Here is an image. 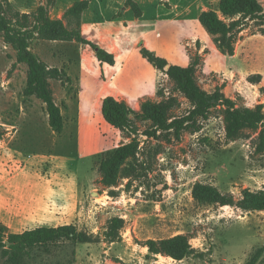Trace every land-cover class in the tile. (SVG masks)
Listing matches in <instances>:
<instances>
[{"label": "rangeland", "instance_id": "obj_1", "mask_svg": "<svg viewBox=\"0 0 264 264\" xmlns=\"http://www.w3.org/2000/svg\"><path fill=\"white\" fill-rule=\"evenodd\" d=\"M9 1L14 8L7 14L12 25L18 20L15 12L34 13L39 2ZM77 1L80 0H58V3L66 7ZM259 1L264 6V0ZM91 2L95 11L92 15L96 18L114 15L117 0ZM143 9L150 16L155 12V5L144 3ZM254 33H259V28L249 23L239 36ZM30 47L54 66L62 65L74 53V49L64 45L34 39ZM57 53L66 56L57 57ZM15 64L16 51L0 35V126L5 131L0 141V202L9 199L2 183L23 171L62 184L61 187L54 185L52 191L55 215L39 218L35 225H74L78 232L90 234L95 242L77 244L76 264H245L251 253L264 244V212L205 205L193 198L197 183L215 186L223 194H233L236 200L245 189H263L264 148L260 147V131L246 130L236 141H229L220 108L201 122L200 132H183L180 138L163 135L157 139L147 138L144 132L151 129L150 122L139 123L137 157L122 168L115 187H106L99 173L100 156L94 153L108 151L132 139H126L113 127L106 126L107 129L101 113L83 120L80 135L73 101L61 83L54 81L57 103L67 101L71 105L70 110H64L65 132L56 134L49 126L44 104L34 97L24 96L27 66ZM158 81L177 99L179 105L173 116L186 115L190 103L173 92V84L164 75H160ZM215 81L216 78L210 76L202 86L213 91L219 87ZM151 100L159 101L157 97ZM237 104L243 106V99L238 98ZM131 106L140 109L137 103ZM116 217L124 220V227L120 239L111 243L106 233L110 220ZM33 226L34 223L27 224L24 229ZM177 235L189 236L191 245L203 257L176 261L150 256L148 248L142 246L150 239ZM259 264H264V258Z\"/></svg>", "mask_w": 264, "mask_h": 264}, {"label": "trees", "instance_id": "obj_2", "mask_svg": "<svg viewBox=\"0 0 264 264\" xmlns=\"http://www.w3.org/2000/svg\"><path fill=\"white\" fill-rule=\"evenodd\" d=\"M51 0L40 5L34 13L21 14L15 12L18 18L15 25L7 17L8 11L13 10L9 0H0V35L5 43L16 51V64L27 66V83L24 96L36 98L44 106L49 119L50 128L58 135L66 130V119L63 114L65 104L56 102L51 81H59L68 87L72 94L74 88L72 79L65 67H51L35 54L30 47L31 41L48 42H77L97 49L98 45L83 37L82 14L89 8L87 0L77 1L70 7L63 19L50 17ZM135 16L141 18L143 11L134 0H127ZM200 22L213 37L218 48L225 54L233 56L236 45L242 37L239 35L249 23H255L259 33L264 36V6L259 0H219L218 10L204 12L200 15ZM199 46V44H198ZM141 54L156 70L165 74L173 84V92L183 96L191 105L189 112L182 116H173L178 107L175 96H171L166 88H159V101L146 99L142 102L140 111L134 110L125 101L114 97H106L102 103V118L126 139H132L100 156L99 173L106 187H115L121 175L122 168L130 159H135L139 153L140 140L139 123L150 122L151 129L144 132L147 138H180L183 132L198 133L201 122L208 120L211 113L220 108L223 111L226 138L236 141L242 132L260 131L261 149L264 148V104L259 103L254 108L238 106L237 100L225 95L224 87H216L207 91L198 81V67L202 58L195 54L188 67L171 65L154 51L143 47ZM97 58L101 63L115 64L114 55L103 49L97 51ZM14 65V66H15ZM169 69L166 70V67ZM249 83L260 86L262 76H249ZM264 93V87H260ZM170 95V96H168ZM5 131L0 126V141ZM96 156V155H95ZM193 198L205 205L229 206L244 212H264V188L258 191L245 189L242 196L236 200L233 194H223L217 187L197 183L193 188ZM124 220L116 217L110 220L106 238L114 243L121 237ZM187 235H177L159 240H147L142 244L148 248L150 256H164L176 261H182L191 256L203 257L197 254ZM95 239L86 232H78L74 225L58 227L42 226L24 231L23 233L6 234L0 226V264H76L77 244L94 243ZM264 258V244L255 249L245 264H259Z\"/></svg>", "mask_w": 264, "mask_h": 264}, {"label": "crops", "instance_id": "obj_3", "mask_svg": "<svg viewBox=\"0 0 264 264\" xmlns=\"http://www.w3.org/2000/svg\"><path fill=\"white\" fill-rule=\"evenodd\" d=\"M38 1L34 11L48 0L45 3ZM51 1L52 19H63L66 11L74 4L60 7L58 0ZM87 1L89 8L82 14V35L97 44V49L77 42L34 40L74 49L68 60L59 66L50 65L41 59L51 67H65L71 77L72 84L69 86L74 88L75 94H69L68 87L60 83L76 108L80 135L83 120H90L97 113L102 114V103L106 97L125 101L130 107L133 103L141 107L145 99L157 97L158 89L162 88L158 81L159 76L164 75L167 79L168 77L143 58V47L165 58L169 64L181 67H188L192 62L191 57L198 54L202 58V64L198 67L197 76L203 89L207 90L202 84H205L210 76H214L216 86H223L225 95L233 100L243 99V106L254 108L259 103L264 104V93L260 91V87H264V36H241L235 54L225 55L200 22L202 13L218 10L219 0H188L185 3L178 0H134L143 11L141 18H137L132 8L126 5L127 0H117L114 15L101 19L92 15L95 12L92 10V2ZM144 3L155 5L154 14L146 15ZM99 49L114 55L115 64L101 63L97 58ZM59 55L66 56L65 53H57V57ZM254 74L262 76L260 86L249 83V76ZM53 83L54 80L51 81L52 88ZM99 93L102 96H98ZM63 104L66 106L63 108L65 116L64 110H70L71 105L67 101L61 105ZM107 124L105 127H112ZM23 172L2 183L9 199L4 198L0 202V226L9 234L48 226L35 225V222L39 218L55 215V197L52 191L54 185L62 186L60 183L55 184L53 179L45 180L36 174ZM32 223L33 227L24 229L27 224Z\"/></svg>", "mask_w": 264, "mask_h": 264}, {"label": "water", "instance_id": "obj_4", "mask_svg": "<svg viewBox=\"0 0 264 264\" xmlns=\"http://www.w3.org/2000/svg\"><path fill=\"white\" fill-rule=\"evenodd\" d=\"M168 69H169V66L166 67V70H168Z\"/></svg>", "mask_w": 264, "mask_h": 264}, {"label": "bare ground", "instance_id": "obj_5", "mask_svg": "<svg viewBox=\"0 0 264 264\" xmlns=\"http://www.w3.org/2000/svg\"><path fill=\"white\" fill-rule=\"evenodd\" d=\"M225 208H229V206H225Z\"/></svg>", "mask_w": 264, "mask_h": 264}]
</instances>
